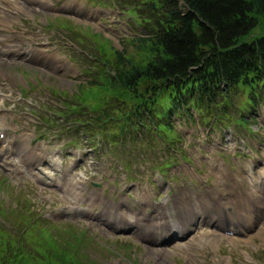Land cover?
<instances>
[{
    "label": "rangeland",
    "instance_id": "obj_1",
    "mask_svg": "<svg viewBox=\"0 0 264 264\" xmlns=\"http://www.w3.org/2000/svg\"><path fill=\"white\" fill-rule=\"evenodd\" d=\"M85 1H52L54 7L49 11L48 5L38 4L15 17L22 30L33 26L25 32L28 38L22 42L29 43L26 47H47V34L53 36L54 44L53 54L46 53L45 58L40 56L42 52L26 51L23 55L36 54V59H18L10 67L0 66V86L2 90L6 88L7 109H0V129L6 126L10 136L21 133L17 148L21 155L14 169L21 172L32 161L31 166L40 167L39 177L28 172L16 176L0 162V241L3 239L13 248L15 238L22 239L23 255L30 264H264V195L260 199L250 195L243 198L251 204L255 218L239 219L236 209H228L246 227L247 236H239V240L214 238L205 244L206 236L195 238V228L187 238L167 239L164 248L159 249L150 246V233L145 238L132 233L141 225L134 222L136 219L144 222L146 230L157 219L177 220L160 214L161 205H173L176 193L181 194L176 200L177 211H189L195 201L205 204L199 197L195 201L187 197L196 190L204 193L200 196L206 203L215 205V197L228 191L220 186L224 178L216 165L227 176L233 169L240 171L241 163H247L249 169L264 167V94L247 122H240L243 113L234 112V108L227 114L217 108L215 114L203 112L206 118L175 119L178 132L152 130L154 135H149L151 130H137L135 136L128 133L126 139L121 137L114 143L111 141L116 139L110 135L122 132L116 131L122 119L98 121L95 127L90 121L75 124L78 115L85 113L83 118L89 119L91 110L99 108L96 102L107 98L86 83L103 75L107 56L113 59L115 49H119L137 62L147 57L146 50H141L135 40L146 30L137 24L133 12L131 15L128 10H114L102 0H97V6ZM64 5L69 10L61 8ZM4 28L6 34L14 35L10 24ZM261 34L264 28L259 26L252 36ZM126 102L127 107L132 106L130 99ZM65 114L68 115L63 117ZM42 132L48 135L40 139ZM26 137L29 139L22 140ZM30 140L38 152L49 150L44 151L45 157H30ZM8 150L10 146L3 158L11 157ZM235 150L245 157H234ZM259 180L257 193L264 194V179ZM241 181L247 186L244 177ZM188 185L189 191L182 190ZM210 190H214L211 197ZM143 201L144 211L131 214ZM113 210L133 215L129 222L134 229L124 223H117L119 227L106 224L104 219L110 218H103V213L112 211L115 216ZM205 215L212 218L208 210L198 209L197 219L189 220L190 224L199 223Z\"/></svg>",
    "mask_w": 264,
    "mask_h": 264
},
{
    "label": "trees",
    "instance_id": "obj_2",
    "mask_svg": "<svg viewBox=\"0 0 264 264\" xmlns=\"http://www.w3.org/2000/svg\"><path fill=\"white\" fill-rule=\"evenodd\" d=\"M117 3L132 10L146 30L135 40L147 57L137 62L119 49L115 58L107 56L103 75L86 81L107 98L96 102L99 108L91 110L89 119L78 115L75 124L90 121L95 127L100 121L122 119L116 130L122 132L110 135L119 140L137 130H151L150 135L152 130L174 129V119L183 115L206 118L203 112L215 114L217 108L241 112L242 105L252 110L258 105L264 94V34L252 33L264 28V0ZM127 99L132 106L127 107ZM24 246L22 239L15 238L13 248L2 239L0 264H30Z\"/></svg>",
    "mask_w": 264,
    "mask_h": 264
},
{
    "label": "bare ground",
    "instance_id": "obj_3",
    "mask_svg": "<svg viewBox=\"0 0 264 264\" xmlns=\"http://www.w3.org/2000/svg\"><path fill=\"white\" fill-rule=\"evenodd\" d=\"M38 1L40 4H46V5L49 2L46 0H38ZM25 8H28V5L22 1H19V0H0V30H4L3 26L5 25V23L6 22L11 23L12 17ZM27 30H28V27H26L24 30H22L20 27H18L16 29V35H13V36L5 35L7 37L6 39L5 38L0 39V66H2V67L9 66L10 67L11 65H13L16 62L15 61L16 55H23L26 51H32V52L38 51L39 53L42 52L41 48H38V49L34 48L33 49L32 47L24 46L23 42L20 39H18V38H20L19 34H21L25 37L23 40L27 41L28 34L25 33ZM1 124L2 123H0V125ZM7 148H8V145H6V148L2 149L0 151V153H4ZM3 161H4L3 164L5 167H10L13 169V171L17 172V170L14 169V166L16 165L15 159H12L10 156L9 157L5 156L3 158ZM22 167H25V165H22ZM17 168L19 171H21V168L19 166ZM67 196L69 198L68 194H67ZM196 199H198V198H196ZM193 201H195V199H193ZM263 203H264V201H263ZM158 211H159V208H158ZM170 213H171L170 209H168V211H166V212L163 210L162 211L160 210V214L163 217L166 216V217L171 218ZM209 214H212L211 217L214 218V214L211 211H209ZM129 215L131 217H129ZM191 216H192V218L190 220H196L197 219V209L192 210ZM132 217H134V216L129 214V213L119 215V217L114 216V213H111V212L109 213V218H114L117 223H125L126 222V223L133 225V223L129 222V220H130L129 218H131V220H132ZM207 217H209V215L208 216L205 215L204 220ZM104 220L106 222H108L106 224L110 223L108 219H104ZM134 222H136L137 224H141V225H139V228L136 229L135 231H138L140 228L144 227V222H138L137 219ZM180 222L181 221L178 219L174 220L173 222L172 221L167 222L165 219H162V221H157L155 224H153V229L155 232L164 231L166 228L167 229H178ZM119 226H120V224H119ZM218 228H219V225H218ZM261 230L264 231V224H263V226H261ZM148 231H152V230L149 229ZM210 242H211V240L209 241V243Z\"/></svg>",
    "mask_w": 264,
    "mask_h": 264
}]
</instances>
